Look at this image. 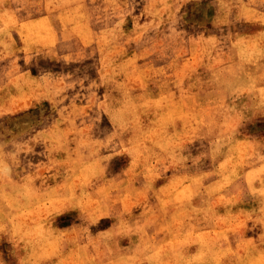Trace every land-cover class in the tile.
<instances>
[{
  "label": "rangeland",
  "instance_id": "rangeland-1",
  "mask_svg": "<svg viewBox=\"0 0 264 264\" xmlns=\"http://www.w3.org/2000/svg\"><path fill=\"white\" fill-rule=\"evenodd\" d=\"M0 264H264V0H0Z\"/></svg>",
  "mask_w": 264,
  "mask_h": 264
}]
</instances>
